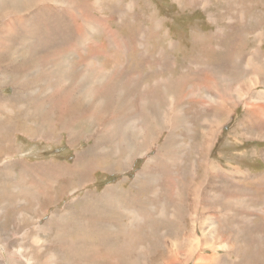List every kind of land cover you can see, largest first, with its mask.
<instances>
[{
  "label": "rangeland",
  "instance_id": "rangeland-1",
  "mask_svg": "<svg viewBox=\"0 0 264 264\" xmlns=\"http://www.w3.org/2000/svg\"><path fill=\"white\" fill-rule=\"evenodd\" d=\"M59 1L46 0L42 5L31 2L21 7L20 9L24 10L21 13L23 15H17L16 18L21 17L23 21L17 22V26L5 25V22L10 20L3 19L0 15V73L7 72L5 78L0 74V84H2L0 99L6 101L7 104L10 97L17 96L15 102L6 105L5 114H2L7 118L5 124L7 126L13 124L18 130L28 128L35 132L42 130L46 137L49 135L55 138L54 141L39 142L35 136L33 138L19 136L17 147L15 146L16 155L8 161L9 165L3 166L2 160L0 161V170L3 169L4 174L8 171L17 173L20 169L37 164L40 171L43 172L45 169L48 172V167L43 165L49 163L51 166L55 165L53 175L44 176L40 183H36L37 185L32 184L33 177L24 180L21 201L28 202V204L23 210H15L13 207L17 202V193H13V186L17 185L20 179L16 176L12 179L6 177L8 185H5V189L4 185L0 186V198H2L0 199V221L4 223V226L0 228V264H46V257L49 264H264V157H262L264 140L252 137L257 132H264V110L262 111L264 73L260 81L258 83L256 81L255 84L257 80L254 78L255 71L253 67L248 69L246 65L249 59L253 60L254 50L259 49L260 58H264V0H195L196 3L193 6L191 3L188 4L190 0H99L98 3L91 0L87 1L90 11L86 10L87 6L85 9L77 1ZM82 1L81 4H84L85 0ZM200 1H203V4ZM18 9L15 4L4 7L7 13L16 12ZM92 9L93 15L91 14ZM84 14L86 21L80 31L82 27L80 17ZM3 27L6 29L4 30ZM168 54L171 56L169 57ZM259 61L258 58L256 62ZM9 63L14 67L10 68ZM16 72L20 79L28 78L27 81H23L26 87L22 90L25 100L20 98L18 89L13 86L14 82H17ZM165 79H171L176 87L178 92L173 90L176 91L174 92V99L177 102L175 109L177 112L180 110L182 115L179 120L184 121L189 127L188 129L185 126L176 127V133L181 140V146L173 154L175 155L174 160L179 161L175 167L179 173L176 175L177 181L169 185L167 175L163 173L164 161L160 158L158 150L164 148L165 138L170 135L168 132H163L157 144L152 146L153 148L142 149L135 156L121 148V153L126 152V154L123 153L125 157L134 159L133 168H129L128 171L122 168L116 173L112 170L113 166L111 168V165H108L107 169L110 173L100 169L89 180L93 179V181L85 184V189L79 188L77 180L69 175L71 172L65 167L75 165L77 153L91 154L96 147L92 141L88 140L82 141L81 144L77 143L76 146H70L66 142L65 135L58 137L59 132L55 136L51 132L69 129L68 131L80 132L84 138L96 127V124L85 120L88 117L83 119L86 112H92L93 106L91 105L100 104L106 107L112 105L109 98H121L120 101L125 110L115 111L113 119L116 116L119 119L108 122V129L111 130L105 137L106 148L103 151L107 154L115 147L120 149L122 143L134 147L138 142L136 133L139 132L137 122L140 119V121L148 122L147 125H150L149 123L154 125L148 121L149 115L157 116L155 118L157 126L163 125L164 120H166V125L168 121L171 120V123L173 121V111L171 112L170 109L174 107V104H170L169 97H164L169 93L161 86ZM242 79L244 80L239 83ZM222 80L226 81V86ZM61 83L63 84L62 89L68 88L65 93L72 94L74 92L71 89H75L79 94V104L76 105L78 107L73 108L69 114H64L61 119L57 117L55 120L56 122L60 120L63 128L52 125L49 127L46 124L43 126V121L39 120L38 116L31 118L30 125L19 124L25 118L26 111L18 109V106L34 108L30 111L39 110L37 102L46 100L50 94L53 95L52 91L48 94L45 92L47 87H53L56 94ZM222 86L229 91V96L225 100L221 96V93H224L220 91ZM86 94L88 97H85ZM140 95L144 97L141 98ZM87 100L90 101L88 104L85 103ZM52 102L55 107V102L60 101L55 99ZM141 103L142 106H140ZM200 105H205L206 108L216 105V109L207 111L208 116L218 115L217 105L225 108L224 115L220 116L216 122L220 127L217 128L216 124H212V130L215 131L213 135L210 132L213 142L207 160V164L218 168V174L221 177L219 185L226 186L223 191L225 192L224 199L227 200L231 188L236 194L232 200L228 201L231 206L223 207L225 210H219L215 201L211 202L214 210L202 209V204L209 201L204 187L199 199L191 195L189 191L186 194V188L189 185L193 188L199 182V177L204 175L202 158L198 154L208 128ZM143 107L145 111L142 110ZM8 110L14 112L15 115L11 117V112ZM256 114L261 115L263 123L259 122ZM106 128L107 126H103L101 129ZM41 134H36V136L40 138ZM172 142L170 143L173 144ZM45 143L46 145H43ZM59 165H63L64 168L58 167ZM155 165H157L156 172L153 169ZM235 169L243 170L244 176L247 177L243 178L244 176ZM3 170L1 175H3ZM121 172L123 173L119 174ZM143 172H145V177L142 184L145 186L155 177L157 178L156 186H170L169 190L162 191V198L150 197L148 193H143L141 197L138 196L142 204L143 201L145 204L150 203L148 206L143 205V210L121 204L117 199L120 195V201L124 202L135 195L116 193L113 201L117 202L122 209L124 208V211L96 210L101 215L102 233L95 234L92 229L89 235L84 236L76 226L77 234L61 233L56 230H53L54 234L40 233L41 228L45 231L48 222L57 224L55 215L66 209L70 202L80 201L87 192L102 193L108 186L116 184L117 187L124 189ZM230 172L234 174L233 177H230ZM14 179L18 181L14 183ZM170 179L174 180V177ZM53 187L59 188L60 191H64L65 188L67 196L58 198L56 203L46 201L45 195H48L46 194L48 191L49 195L50 192L55 191ZM43 188L48 191L45 192ZM164 197L169 200L170 207L164 206ZM221 201V198L218 199L219 203ZM66 222L69 223L68 225L72 224L71 220L67 219ZM54 229H57L56 225ZM57 233L58 237L63 236L66 240L64 245L52 241V237H56ZM32 240L40 244H32ZM103 240H106L107 244L99 248ZM52 244H57L59 249L51 251ZM42 245L45 246V252L34 251L33 248L42 247Z\"/></svg>",
  "mask_w": 264,
  "mask_h": 264
},
{
  "label": "bare ground",
  "instance_id": "bare-ground-1",
  "mask_svg": "<svg viewBox=\"0 0 264 264\" xmlns=\"http://www.w3.org/2000/svg\"><path fill=\"white\" fill-rule=\"evenodd\" d=\"M45 1L46 0H0V15H1V17L3 18V19H7V20H10V21H8L7 23L5 22V25H16V24H18L17 22H20V21H23L22 19L23 18H21V17H17L16 18V16L17 15H23V14H21L22 12H24V10H22V9H20L21 7H23V6H27V5H29V4H31V2H33L34 4H36V5H42L43 3H45ZM56 1V0H55ZM59 1V0H58ZM72 2H74V1H77V3L78 4H80L81 6H83L85 9H86V6H87V9L86 10H88V11H90L89 9H90V6H89V4L87 3V1H91V0H85L84 2V4H81L83 1L82 0H71ZM98 1L99 0H95V2L96 3H98ZM144 1V0H143ZM147 1V0H146ZM158 1V0H157ZM172 1V0H171ZM60 2V1H59ZM138 2V1H137ZM155 2V1H154ZM69 3V2H68ZM139 3V2H138ZM173 3V2H172ZM182 3V2H181ZM189 3H191L192 5L191 6H193L195 3H196V1L195 0H190V2H188V4ZM200 3L201 4H203V1H200ZM12 4H15L16 6H18V10L15 12V11H12V12H9V13H7V11L6 10H4V7H6L7 5H12ZM88 4V5H87ZM101 4V3H100ZM228 4V3H227ZM245 4V3H244ZM46 5V4H45ZM94 5V4H93ZM98 5V4H97ZM135 5H136V2H135ZM248 5V4H247ZM66 6V5H65ZM107 6V5H106ZM132 6H134V5H132ZM185 6V5H184ZM227 6V5H226ZM230 6V5H229ZM43 7H45V6H43ZM48 7V6H47ZM156 7V6H155ZM59 8V7H58ZM73 8V7H72ZM72 8H71V10H72ZM106 8V7H105ZM185 9H186V6L184 7ZM188 8V7H187ZM35 9V8H34ZM56 9V8H55ZM104 9V8H103ZM180 9V8H179ZM189 9H192V8H189ZM256 9V8H255ZM51 10V9H50ZM61 10V9H60ZM70 10V11H71ZM182 10V9H181ZM187 10V9H186ZM194 10H196V9H194ZM202 10H204V9H202ZM44 11V10H43ZM161 11V10H160ZM219 11V10H218ZM42 12V11H41ZM40 12V13H41ZM47 12V11H46ZM69 12V11H68ZM92 12H93V9L91 10V14H92ZM230 12V11H229ZM240 12V11H239ZM34 13V12H33ZM49 13V12H48ZM59 13V12H58ZM64 13V12H63ZM62 13V14H63ZM67 13V12H66ZM252 13V12H251ZM50 14V13H49ZM59 14H61V13H59ZM86 14H88V13H86ZM229 14V13H228ZM75 15V14H74ZM93 15V14H92ZM162 15V14H161ZM224 15V14H223ZM32 16V15H31ZM64 16V15H63ZM77 16V15H76ZM81 16V15H80ZM79 16V17H80ZM212 16V15H211ZM65 17V16H64ZM89 17H90V15H89ZM89 17H88V19H89ZM223 17V16H222ZM225 17V16H224ZM242 17V16H241ZM57 18V17H56ZM85 14L83 15V17H80V20H81V22H82V24H81V26L82 27H80V31H82L81 30V28L83 29V25H84V21H86L85 19ZM167 18V17H166ZM231 18V17H230ZM58 19V18H57ZM68 19V18H67ZM169 19V18H168ZM239 19V18H238ZM12 20V21H11ZM31 20V19H30ZM45 20V19H44ZM14 21V22H13ZM69 21V20H68ZM71 21V20H70ZM77 20H75V22H76ZM16 22V23H15ZM67 22V21H66ZM241 22V21H240ZM40 23V22H39ZM45 23V22H44ZM29 23H27V25H28ZM76 24V23H75ZM195 24V23H194ZM20 25V24H19ZM35 25V24H34ZM34 25H33V27H34ZM41 25V24H40ZM73 25V24H72ZM193 25V24H192ZM17 26V25H16ZM54 26V25H53ZM64 26V25H63ZM71 26V25H70ZM78 26V25H77ZM194 26V25H193ZM1 27V26H0ZM8 27V26H7ZM32 27V26H31ZM46 27V26H45ZM75 27H76V25H75ZM4 28V30L6 29L5 27H3ZM13 28V27H12ZM33 29V28H32ZM31 29V30H32ZM67 29V28H66ZM76 29V28H75ZM21 30H23V29H21ZM35 30V29H34ZM34 30H32V31H34ZM74 30V29H73ZM76 30H78V29H76ZM75 30V31H76ZM157 30V29H156ZM24 32H25V30H23ZM40 31V30H39ZM155 31V30H154ZM166 31V30H165ZM3 32V31H2ZM18 32V31H17ZM42 32V31H41ZM50 32V31H49ZM108 32H110V31H108ZM19 33V32H18ZM30 33V32H29ZM36 33V32H35ZM53 33V32H52ZM78 33V32H77ZM158 33V32H157ZM176 33V32H175ZM2 34V33H1ZM22 34V33H21ZM20 34V35H21ZM43 34V33H42ZM46 34V33H45ZM81 35V34H80ZM158 35V34H157ZM163 35H164V33H163ZM73 36H75L74 34H73ZM78 36V35H77ZM93 36V35H92ZM96 36V35H95ZM173 36V35H172ZM20 37H22V36H20ZM27 37V36H26ZM79 37V36H78ZM159 37V36H158ZM174 37V36H173ZM4 38V37H3ZM80 38V37H79ZM87 38V37H86ZM165 38V37H164ZM163 38V39H164ZM22 39V38H21ZM77 39V38H76ZM158 39V38H157ZM17 40V39H16ZM35 40V39H34ZM47 40V39H46ZM48 40H49V37H48ZM87 40V39H86ZM210 40V39H209ZM0 42H1V40H0ZM4 42V41H3ZM16 42V41H15ZM19 42V41H18ZM26 42V41H25ZM44 42V41H43ZM69 42V41H68ZM21 43V42H20ZM23 43V42H22ZM28 43V42H27ZM45 43H47V42H45ZM8 44V43H7ZM57 44V43H56ZM69 44V43H68ZM101 44V43H100ZM115 44V43H114ZM113 44V45H114ZM2 45H4L3 43H2ZM43 45H44V43H43ZM112 45V44H111ZM144 45V44H143ZM18 46V45H17ZM21 46V45H20ZM60 46V45H59ZM64 46V45H63ZM62 46V47H63ZM101 46V45H100ZM2 47V46H1ZM4 47H5V45H4ZM39 47H41L40 45H39ZM53 46H51V48H52ZM113 47V46H112ZM151 48V47H150ZM2 49H4V48H2ZM177 49V48H176ZM192 49H194V48H192ZM75 50V49H74ZM3 51V50H2ZM5 51V50H4ZM52 51V50H51ZM59 51H60V49H59ZM166 51H167V49H166ZM192 51V50H191ZM6 52V51H5ZM8 52V51H7ZM18 52V51H17ZM21 52H22V50H21ZM24 52V51H23ZM61 52V51H60ZM127 52V51H126ZM159 52V51H158ZM168 52V51H167ZM16 53V52H15ZM19 53V52H18ZM17 53V54H18ZM53 53V52H52ZM72 53V52H71ZM163 53H164V51H163ZM172 53H174V52H172ZM260 51H259V49H257V50H254L253 52H252V54L254 55L253 56V60L251 61V59H249L248 60V62H247V68L248 69H250V68H252L253 67V70L255 71V74H254V78H256L257 80H255V84H256V81H257V83L260 81V79H261V76H263V73H264V58L263 59H261L260 58ZM11 54V53H10ZM57 54V53H56ZM158 54V53H157ZM167 54V53H166ZM187 54V53H186ZM23 55V54H22ZM49 55V54H48ZM61 55V54H60ZM169 55V54H168ZM167 55V56H168ZM183 55V54H182ZM6 56H7V54H6ZM26 56V55H25ZM28 56H29V54H28ZM54 56V55H53ZM162 56V55H161ZM171 55H169V57H170ZM1 57V56H0ZM4 57V56H3ZM15 57V56H14ZM21 57V56H20ZM32 57V56H31ZM31 57H29V58H31ZM61 57V56H60ZM181 57V56H180ZM187 57V56H186ZM16 58H17V56H16ZM15 58V59H16ZM24 58V57H23ZM27 58V57H26ZM33 58V57H32ZM178 58V57H177ZM183 58V57H182ZM260 59V61L259 62H256V60L257 59ZM59 59V58H58ZM187 59V58H186ZM7 60V59H6ZM10 60H12V58H10ZM43 60V59H42ZM92 60V59H91ZM160 60V59H159ZM179 60V59H178ZM5 61V60H4ZM18 61V60H17ZM166 61V60H165ZM3 62V61H2ZM158 62V61H157ZM164 62V61H163ZM186 62V61H185ZM50 63H51V61H50ZM49 63V64H50ZM171 63V62H170ZM7 64V63H6ZM92 64V63H91ZM180 64V63H179ZM178 64V65H179ZM17 65V64H16ZM28 65V64H27ZM172 65V64H171ZM183 65V64H182ZM187 65V64H186ZM8 66L10 67V68H12L11 66H13L14 67V65H11L10 63L8 64ZM88 66H89V64H88ZM154 66V65H153ZM19 66H17V68H18ZM37 67H38V65H37ZM92 67V66H91ZM183 67V66H182ZM181 67V68H182ZM185 67V66H184ZM16 68V69H17ZM53 68V67H52ZM51 68V69H52ZM185 68H187V67H185ZM14 69V68H13ZM23 69V68H22ZM35 69V68H34ZM49 69V68H48ZM89 69V68H88ZM6 70H8V71H11V70H9V68H6ZM31 70V69H30ZM182 70V69H181ZM190 70V69H189ZM245 70V69H244ZM29 71V70H28ZM43 71V70H42ZM113 71V70H112ZM171 71V70H170ZM173 71H175V70H173ZM25 72V71H24ZM27 73H29V72H27ZM40 73V72H39ZM158 73V72H157ZM163 73V72H162ZM0 74H2L3 76H4V78L7 76V72L6 71H2ZM32 74V73H31ZM169 74V73H168ZM242 74H244V73H242ZM14 75V74H13ZM16 80H17V82L15 81L14 82V85L13 86H15V88L16 89H18V91H19V94L21 95L20 96V98L21 99H23L24 98V100H25V97L23 96L24 95V93L22 92V90H25V86H24V83H23V81H27L28 80V78H26V80H25V78H21L20 79V76H19V74L16 72ZM26 75V74H25ZM181 75V74H180ZM186 75V74H185ZM2 76V77H3ZM49 76V75H48ZM156 76V75H155ZM159 76V75H158ZM234 76V75H233ZM232 76V77H233ZM239 76H241V75H239ZM238 76V77H239ZM243 76V75H242ZM34 77V76H33ZM39 77V76H38ZM163 77V76H162ZM175 77V76H174ZM182 77V76H181ZM237 77V78H238ZM60 78V77H59ZM157 78V77H156ZM185 78V77H184ZM231 78V77H230ZM1 79V78H0ZM30 79H31V77H30ZM40 79V78H39ZM182 79V78H181ZM9 80V79H8ZM33 80V79H32ZM49 80V79H48ZM51 80H52V78H51ZM56 80V79H55ZM54 80V81H55ZM153 80V79H152ZM156 80V79H155ZM161 80V79H160ZM178 80V79H177ZM185 80V79H184ZM183 80V81H184ZM244 79H242L241 81H239V83L240 82H242ZM253 80V79H252ZM45 81V80H44ZM62 81V80H61ZM159 81V80H158ZM180 81V80H179ZM207 81V80H206ZM29 82V81H28ZM43 82V81H42ZM52 82V81H51ZM155 82V81H154ZM222 82H224L223 80H222ZM27 83V82H26ZM37 83V82H36ZM50 83V82H49ZM62 83H64V82H62ZM61 83V85H60V87H59V90H58V93H54V90H53V87H50V88H48L47 87V90H45V92L48 94V92H50V91H52V92H50V93H52L53 95H51L50 93V95H48L47 97L46 96H44V97H46V100H41V101H38L37 102V104H38V106L40 107V109L39 110H36V111H30V110H32V109H34V108H23L21 105L20 106H18V109H20V110H22V111H26V114H25V118L22 120V121H20V123L19 124H21V125H30L31 123H30V121H31V118L32 117H34V116H38V119L39 120H42L43 121V126L46 124L47 126H49L50 127V125H52V126H54V127H57V126H61V121L60 120H58L57 122L55 121L56 120V118L57 117H59L60 119L63 117V115L64 114H69L72 110H73V108H75V107H78V106H76V105H78L79 104V94H78V92H76V90L75 89H71L74 93H65V91L68 89H62L61 88V86L63 85ZM71 83V82H70ZM75 83V82H74ZM160 83V82H159ZM185 83V82H184ZM28 84V83H27ZM31 84V83H30ZM178 84H180L179 82H178ZM224 84H225V86H226V81L224 82ZM2 84H0V86H1ZM33 85V84H32ZM34 85H36L35 83H34ZM38 85V84H37ZM39 85H41V84H39ZM66 85H68V84H66ZM70 85V84H69ZM68 85V86H69ZM252 85V84H251ZM6 86V85H5ZM42 86V85H41ZM50 86V85H49ZM80 86V85H79ZM148 86V85H147ZM159 86V85H158ZM162 87H163V89L164 90H166L168 93H169V95L168 96H164V94H163V96L164 97H169V99L168 100H171V105H173L174 104V107H171V112L173 111V121H172V123L170 122V121H168V119H167V125H166V120H164L165 122L163 123V125H161V126H157L156 124H155V118L157 117V116H153L152 114H150L149 115V120L148 121H150V122H152V123H154V125H152L151 123H149L150 125H147L148 124V122H145L144 120H142V121H138L137 122V125H138V127H139V132L138 133H136V136L138 135V142H136V144H135V146L133 147V146H128V145H126V144H124V143H122V144H120V149H119V147L117 148V147H115L113 150H111V152H109V153H104L105 151H103L106 147H105V137L107 136V135H109V133H110V130L111 129H108V122L110 121V120H117V119H119V117L118 116H116L115 117V119H113L114 117H113V113L115 112V111H117V110H119L120 112H122L123 110H125L124 109V107H123V104H122V101H120L121 100V98H118V99H114V98H109V99H111V102H112V105H107L106 107L105 106H103V105H100V104H92L91 106H93V110H92V112L91 113H88V112H86V114L84 115V117H83V119H85V118H87V119H85V120H87V121H90V122H92V123H94V124H96V127H95V129L93 130V131H89V134L88 135H86V137H82L81 136V134H80V132H73V131H68L67 129H64L63 131H61V130H56V132H51L54 136L55 135H58V137H62V136H64L65 135V137H66V142H68V144L70 145V146H76V144L77 143H79V144H81V142L82 141H84V140H88V141H92L93 143H94V146L96 147V150H94V152L93 153H91V154H86V153H84V154H80V153H77V155H76V161H75V165L73 166V167H65L69 172H71V174H69L70 176H73V178L75 179V180H77V182H78V186H79V188H81V189H85V184H88V182H92L93 181V179H91V181H89L90 180V178L91 177H93L96 173H98L99 172V170L101 169L103 172L105 171V172H108V173H110V171H109V169H107L108 168V165L112 168V166H113V168H112V170L115 172L116 171V173H118L122 168H123V170L125 171H128L129 170V168H133L134 167V159H132L131 157H125L124 156V154H126V152H123V153H121V148H123L125 151H127V152H129L130 153V155H136L140 150H142V149H145V150H148V149H151V148H153L152 146L154 145H156L157 144V142H158V139H159V137H160V135L163 133V132H168V133H170V135H168L167 136V138H165L166 139V143H164V148L163 149H160V150H158V153H159V155H160V158H162V160L164 161L163 162V173L164 174H166L167 175V179H168V184L169 185H173L176 181H177V174H179L177 171H176V168L175 167H177V163L179 162V161H175L174 160V156H173V154L174 153H176L177 151V149H178V147L179 146H181L180 144V136H178L177 135V133H176V127L177 126H185L186 127V129H188L189 127L188 126H186L185 125V122L184 121H182V120H179V118H181L182 117V115H181V113L179 112L180 110H178V112H177V110L175 109V107H176V103L177 102H175V99H174V96H175V93L174 92H176L177 91V89H175L176 87L173 85V83H172V80L171 79H165L164 80V82H163V84L161 85ZM200 86V85H199ZM38 87V86H37ZM57 87V86H56ZM74 87V86H73ZM155 87V86H154ZM28 88V87H27ZM145 88V87H144ZM0 89H1V87H0ZM13 89V88H12ZM31 89V88H30ZM30 89H28V90H30ZM38 89V88H37ZM41 89V88H40ZM78 89V88H77ZM81 89V88H80ZM182 89V88H181ZM70 90V89H69ZM89 90V89H88ZM153 90H155V89H153ZM159 90V89H158ZM161 90V89H160ZM173 90H176V91H173ZM179 90V89H178ZM188 90V89H187ZM241 90V89H240ZM39 91V90H38ZM79 91V90H78ZM220 91H223L224 93H221V96L224 98V100L226 99V98H228V96H229V91L224 87V86H222V88H220ZM242 91V90H241ZM15 92V91H14ZM43 92V91H42ZM142 92V91H141ZM157 92V91H156ZM155 92V93H156ZM165 92V91H164ZM178 92V91H177ZM249 92H250V90H249ZM39 93V92H38ZM84 93H86V92H84ZM89 93V92H88ZM93 93V92H92ZM146 93V92H145ZM181 93H183V92H181ZM40 94H41V92H40ZM68 94V95H67ZM138 94H140V93H138ZM144 94V93H143ZM148 94V93H147ZM149 94H150V92H149ZM162 94V93H161ZM166 94V93H165ZM10 95V94H9ZM35 95V94H34ZM33 95V96H34ZM42 95V94H41ZM60 95V96H59ZM142 95V94H141ZM140 95V96H141ZM179 95V94H178ZM190 95V94H189ZM193 95V94H192ZM209 95H211V94H209ZM0 96H2V95H0ZM57 96H59L58 98H57ZM97 96H99V95H97ZM156 96V95H155ZM191 96V95H190ZM5 97V96H4ZM15 97H17V96H15ZM15 97H10V99L9 100H7L10 104L14 101H16V98ZM40 97V96H39ZM85 97H88V94H86L85 95ZM143 97H144V95H143ZM142 96H141V98H143ZM150 97V96H149ZM151 97H152V95H151ZM150 97V98H151ZM160 97V96H159ZM1 98V97H0ZM133 98V97H132ZM182 98V97H181ZM217 98V97H216ZM215 98V99H216ZM4 99V98H3ZM41 99H42V97H41ZM55 99L58 101H60V102H55V107H54V104H53V102L52 101H55ZM89 99V98H88ZM1 100V102H0V161L2 162V165L4 166V165H9V163L10 162H8V161H10L15 155H16V149H15V146L17 145V140H18V137L19 136H22L23 135V137H25V138H33L34 136H35V138L36 139H39V142L41 141H44V142H50V141H54L55 140V138H53V137H49V135H47L48 137H46L45 136V133H42L43 131L42 130H38V132H35V131H33V129H31V128H28V129H26V130H24V129H20V130H18L17 128H16V126L15 125H10V126H7L6 124H5V120L7 119L6 118V116H4V115H2V114H5V111H6V105L7 104H9V103H7L6 104V101H3L2 99H0ZM39 100V99H38ZM90 100V99H89ZM89 100H87V101H85V103H89L90 101ZM142 101H144V100H142ZM146 101H148V100H146ZM165 101V100H164ZM189 101H190V99H189ZM212 101V100H211ZM24 102V101H23ZM30 102V101H29ZM149 103V102H148ZM213 103V102H212ZM221 103H223V101L221 102ZM221 103H219V104H221ZM35 104V103H34ZM179 104H181V103H179ZM218 104V103H217ZM159 105H160V103H159ZM162 105V104H161ZM164 106H167L166 104H163ZM188 105V104H187ZM35 106V105H34ZM52 106H53V109H52ZM86 106V105H85ZM140 106H142V103H141V105ZM147 106V105H146ZM37 107V106H36ZM36 107H35V109H36ZM170 107V106H169ZM181 107H182V105H181ZM180 107V108H181ZM200 107L202 108V113H203V115H205V117H206V120H207V122H206V126H207V130H206V132H205V134H204V137L205 138H203L202 139V142H201V145H200V147H199V154H198V156L199 157H201L202 158V165H203V168H202V170L204 171L203 173H204V175H203V177H199L200 179H199V182L197 183V184H195V186L192 188L191 187V185H189V187L188 188H186V194H187V192L189 191V193H191V195H194V196H196L197 197V199H199V197H200V193L202 192V188L204 187V191L206 192V194H208V199H209V201L205 204V202H204V204H202V209L203 210H214L215 208H214V206H213V204L211 203L212 201H215V202H217V204H218V206H217V208H219V210H225L224 208H228V207H230L231 205H229V203H228V201L229 200H232V198H233V196L234 195H236V194H234L233 193V189L231 188V191H230V193H229V196L227 197V200H225L224 199V197H225V192H223L224 191V189H226V186L224 185V184H221V185H219L220 183V181H221V177L219 176V174H218V168H215V167H213V166H211V165H209V164H207V160L209 159L208 158V155H209V153H210V151H211V147H212V142H213V134H214V131L212 130L213 129V125L212 124H216V122L220 119V116H222V115H224V111H225V108H224V106H221V105H217V113H218V115H211V116H208L207 115V111L209 110V109H216V105H214V106H212V107H209V108H206L205 107V105H203V106H201L200 105ZM17 108V107H16ZM89 108V107H88ZM147 108V107H146ZM153 108H155V106L153 107ZM161 108H163L162 106H161ZM160 108V109H161ZM183 108V107H182ZM159 109V110H160ZM126 110H128V109H126ZM130 110H131V108H130ZM134 110L136 111V109L134 108ZM142 110H144L145 111V108L143 107L142 108ZM264 110V106L262 105V111ZM9 111V110H8ZM37 111H39V112H37ZM182 111V110H181ZM9 112H11V111H9ZM57 112V114H55ZM133 112V111H132ZM151 113V112H150ZM167 113V112H166ZM15 114H14V112H11V114H10V116L12 117V116H14ZM56 115H58V116H56ZM117 115V114H116ZM257 115V119L259 120V122L260 123H263V118L261 117V115H259V114H256ZM71 116V115H70ZM16 117V116H15ZM20 117V116H19ZM120 117H122V115H120ZM165 117V116H164ZM16 118H18V117H16ZM112 118V119H111ZM135 118V117H134ZM143 118V117H142ZM166 118V117H165ZM65 119V118H64ZM74 120V119H73ZM72 120V121H73ZM133 120V119H132ZM130 121V120H129ZM203 121H204V119H203ZM33 122V121H32ZM163 122V121H162ZM13 123H15V122H13ZM73 123V122H72ZM87 123V122H86ZM159 123V122H158ZM40 123H38V125H39ZM66 124V123H65ZM68 124V123H67ZM77 124V123H76ZM88 124H89V122H88ZM162 124V123H161ZM226 124V123H225ZM41 125V124H40ZM192 125V124H191ZM190 125V126H191ZM205 125V124H204ZM217 125V128H219L220 126H218V124H216ZM51 126V127H52ZM69 126V125H68ZM103 126H107V128L106 129H101ZM126 126H127V124H126ZM126 126H125V128H126ZM35 127V126H34ZM62 127V126H61ZM63 128V127H62ZM180 128V127H179ZM114 129V128H113ZM203 129V128H202ZM127 130V129H126ZM133 130H135V129H133ZM152 130V131H151ZM131 131V130H130ZM137 131V130H136ZM185 131V130H184ZM189 132H190V130H188ZM200 131V130H199ZM198 131V132H199ZM220 131V130H219ZM222 131V130H221ZM59 132V133H58ZM125 132V131H124ZM135 132V131H134ZM210 132L212 133V135H210ZM42 133V134H41ZM58 133V134H57ZM131 133V136H132V132H130ZM218 133V132H217ZM36 134L37 135H40L41 134V136H40V138H38L37 136H36ZM128 134V133H127ZM171 134H172V136H171ZM181 134H183V133H181ZM187 134V133H186ZM190 134V133H189ZM201 134V133H200ZM203 134V133H202ZM84 136V135H83ZM130 136V137H131ZM249 136V135H248ZM129 137V138H130ZM217 137V136H216ZM252 137H255V138H259V139H262V140H264V132H257V134H255V135H253ZM135 138V137H134ZM109 139V138H108ZM128 139V138H127ZM172 139H173V142H172ZM201 139V138H200ZM184 140V139H183ZM38 141V140H37ZM201 141V140H200ZM36 142V141H35ZM170 142H172L173 144H171ZM175 142V143H174ZM190 142V141H189ZM37 143V142H36ZM120 143V142H119ZM215 143V142H214ZM226 143H227V141H226ZM67 144V143H66ZM87 144V143H86ZM43 145H46V143L45 144H43ZM88 145V144H87ZM117 145V144H116ZM80 146V145H79ZM86 146V145H85ZM17 147V146H16ZM90 147V146H89ZM88 147V148H89ZM133 147V148H132ZM162 147V146H161ZM231 147V146H230ZM38 148V147H37ZM43 148V147H42ZM69 148V147H68ZM67 148V149H68ZM94 148V147H93ZM92 148V149H93ZM18 149V148H17ZM84 149V148H83ZM110 149H112V148H110ZM221 149V148H220ZM37 150V149H36ZM77 150V149H76ZM80 150V149H79ZM20 151V150H19ZM63 151V150H62ZM75 151V150H74ZM83 151V150H82ZM92 151V150H91ZM18 152V151H17ZM103 152V153H102ZM107 152V151H106ZM32 153V152H31ZM179 153V152H178ZM194 153V152H193ZM34 154V153H33ZM52 154V153H51ZM56 154V153H55ZM139 154V153H138ZM67 155V154H66ZM65 155V156H66ZM74 155V154H73ZM159 155H158V157H159ZM187 155V154H186ZM219 155V154H218ZM184 156V155H183ZM193 156H195V155H193ZM262 156V155H261ZM42 157V156H41ZM138 157V156H137ZM180 157V156H179ZM186 157H188V156H186ZM262 157H264V154H263V156ZM44 158V157H43ZM63 158V157H62ZM103 158V159H102ZM151 158V157H150ZM149 158V159H150ZM197 158V157H196ZM30 159V158H29ZM64 159V158H63ZM66 159V158H65ZM110 159V160H109ZM263 159V158H262ZM44 160V159H43ZM68 160V159H67ZM72 160V159H71ZM73 160H75V159H73ZM154 160V159H153ZM179 160V159H178ZM186 160V159H185ZM191 160V159H190ZM48 161V160H47ZM98 161V162H97ZM116 161H118V162H116ZM136 161V160H135ZM149 161H151V160H149ZM173 161V162H172ZM198 161V160H197ZM19 162V160L16 162V164ZM72 162V161H71ZM96 162H97V164H96ZM162 162V161H161ZM42 163V162H41ZM187 163V162H186ZM192 163V162H191ZM197 163H199V162H197ZM15 164V165H16ZM26 164V163H25ZM24 164V165H25ZM45 164V163H44ZM50 164V163H49ZM49 164H45V165H43V166H47L48 168H47V170H48V172L47 171H45V169L43 170V172L42 171H40L39 169V167H38V164L37 165H32L31 167H28V168H26V169H24L23 167V169L21 170H18L19 172H17V173H14V172H12V171H8V172H6V174H4V170H3V175H1V171L2 170H0V186L1 185H4L3 187H4V189L6 188L5 187V185L8 183V181H7V178L6 177H11V179L14 177V176H16L17 178H19L20 179V181H19V183L17 184V185H15V186H13L14 187V192L13 193H17V202H15V204L16 205H13V207H14V209L15 210H23L24 209V207L28 204V202H24V201H21V194H22V190L24 189V186H23V182H24V180H26V178H28V177H33V179H32V184L33 185H37L36 183H40V181H41V178H43L44 176H46V175H53L52 174V172L54 171V169H55V165L54 166H51V165H49ZM52 164V163H51ZM172 164H173V166H172ZM180 164V163H179ZM1 165V164H0ZM13 165V164H12ZM23 165V164H22ZM73 165V164H72ZM186 165V164H185ZM192 165V164H191ZM107 166V167H106ZM58 167H60V168H64V166L63 165H59ZM106 167V168H105ZM182 167V166H181ZM5 168H6V166H5ZM10 168V167H9ZM12 168V167H11ZM156 168H157V165H155V166H153V169H154V172H156ZM175 168V169H174ZM198 168V167H197ZM229 168H231V167H229ZM14 169V168H13ZM179 169H181V168H179ZM234 169V168H233ZM111 170V169H110ZM111 170V171H112ZM186 170V169H185ZM184 170V171H185ZM14 171V170H13ZM131 171V170H130ZM194 171V170H193ZM235 171H238V173H240L242 176H244V172H243V170L242 171H240V169H235ZM45 172H46V174H45ZM113 172V173H114ZM199 172V171H198ZM56 173V172H55ZM123 172H121V173H119V174H122ZM125 173V172H124ZM144 173L145 172H143L142 174H139V175H137L136 176V178H135V180L133 181V183H131L129 186H127L126 188H124V189H121L119 186L117 187L116 185L115 186H108L102 193H99L98 191H96L95 192V194L93 193H90V192H87L86 193V195L81 199L80 197V201L79 200H76L74 203H73V201L72 202H70V204L66 207V209H63V210H123L122 209V207L117 203V202H115V201H113V198H114V195L116 194V193H118V194H124V195H126V194H128V196H130L129 194H132V195H135V196H132V199L130 198V199H128V200H126V201H124V202H122V201H120V195L119 196H117V199H118V201L121 203V204H124V205H126V206H130V207H135V208H140L141 210H143V205H150V203L149 204H145V202L143 201V204H142V201H141V199H138L137 197L139 196V197H141L142 196V194L143 193H148L149 195H150V197H153V198H156V197H160V198H162V191H164V190H169L170 189V186L168 185V187L166 186V185H163V186H161V187H158V186H156V177L154 178V180L151 182V183H149L148 185H144V184H142V180H143V178L145 177L144 176ZM181 173V172H180ZM202 173V172H201ZM66 173H64V175H65ZM115 174V173H114ZM67 175V174H66ZM154 175H155V173H154ZM185 175V174H184ZM183 175V176H184ZM201 175V174H200ZM229 175H230V177H233L234 176V174H232V172H230L229 173ZM47 177V176H46ZM124 177V176H123ZM171 177H174V180H172V179H170ZM186 177V176H185ZM247 176H244L243 178H246ZM65 178V177H64ZM68 178V177H67ZM71 178V177H70ZM196 178H198V177H196ZM61 179H63L62 177H61ZM66 179V178H65ZM98 179V178H97ZM104 179V178H103ZM124 179V178H123ZM10 180V179H9ZM15 180V179H14ZM29 180V179H28ZM69 180V179H68ZM101 180V179H100ZM127 180V179H126ZM228 180V179H227ZM231 180V179H230ZM16 181H18V180H15L14 181V183L16 182ZM44 181H45V179H44ZM47 181V180H46ZM60 181V180H59ZM74 181V180H73ZM119 181V180H118ZM194 181V180H193ZM233 181V180H232ZM31 182V181H30ZM70 182V181H69ZM68 182V183H69ZM76 182V183H77ZM112 182H113V180H112ZM125 182V181H124ZM190 182H192V181H190ZM196 182V181H195ZM226 182V181H225ZM45 183V182H44ZM57 183V182H56ZM75 183V182H74ZM52 184H55V183H52ZM64 184V183H63ZM107 184V183H106ZM112 184V183H111ZM8 185V184H7ZM9 185H10V183H9ZM25 185V184H24ZM30 185V184H29ZM59 185V184H58ZM71 185V184H70ZM74 185V184H73ZM76 185V186H77ZM159 185V184H158ZM177 185V184H176ZM72 186V185H71ZM220 186V187H219ZM225 186V187H224ZM240 186V185H239ZM7 187H9V186H7ZM67 187V186H66ZM70 187V186H69ZM103 187V186H102ZM105 187V186H104ZM124 187V186H123ZM162 187H163V189H162ZM179 187V186H178ZM177 188V187H176ZM217 188H219V189H217ZM236 188V187H235ZM53 190H55V191H53V192H50L51 194L49 195V191L46 189H44L43 188V190L45 191V192H47L46 194H48V195H45L46 197H45V199H46V201H49L50 203H52V202H58V198H60V197H63V196H67L66 195V191H65V188H64V191H60V189L59 188H56V187H53L52 188ZM75 189H78V188H75ZM103 189V188H102ZM237 190H238V188H236ZM11 190V189H10ZM51 190V189H50ZM185 190V189H184ZM5 191V190H4ZM3 191V192H4ZM75 191V190H74ZM73 192V191H72ZM184 192V191H183ZM10 193V192H9ZM8 193V194H9ZM170 193V192H169ZM231 193H233L232 195H230ZM240 193V192H239ZM238 193V194H239ZM3 194V193H2ZM4 194H6V193H4ZM19 194H20V198H19ZM72 194V193H71ZM178 194V193H177ZM218 194H219V197H218ZM246 194V193H245ZM1 195V194H0ZM15 195V194H14ZM147 195V194H146ZM184 195H185V193H184ZM204 195V194H203ZM6 197H7V195H5ZM176 196V195H175ZM220 196H222V197H220ZM232 196V197H231ZM23 197V196H22ZM69 197V196H68ZM169 197V196H168ZM173 197V196H172ZM35 198V197H34ZM33 198V199H34ZM116 198V197H115ZM147 198V197H146ZM182 198V197H181ZM187 198V197H186ZM206 198V197H205ZM222 199V201H221V203H219L218 202V199ZM0 199H2V198H0ZM3 199H5L4 197H3ZM145 199V198H144ZM183 199V198H182ZM189 199V198H188ZM13 200V199H12ZM15 200V201H16ZM36 200H38V199H36ZM65 200V199H64ZM75 200V199H74ZM143 200V199H142ZM164 200H165V204H164V206H166V207H170V202H169V200L166 198V197H164ZM187 200V199H186ZM117 201V200H116ZM8 202V201H7ZM55 202V203H56ZM199 202V201H198ZM202 202V201H201ZM200 202V203H201ZM14 203V202H13ZM184 203V202H183ZM187 204H189L190 205V202L189 201H187ZM233 205V204H232ZM234 206V205H233ZM11 207V206H10ZM47 207V206H46ZM63 207V206H62ZM145 207V206H144ZM151 207V206H150ZM154 207V206H153ZM224 207V208H223ZM39 208V207H38ZM199 208V207H198ZM7 209V208H6ZM9 209V208H8ZM12 209V208H11ZM42 209V208H41ZM132 210V209H131ZM174 210V209H173ZM183 210V209H182ZM227 210H230V209H227ZM10 211V210H9ZM124 211V210H123ZM126 216H127V214H126ZM143 218V217H142ZM240 219V218H239ZM238 219V220H239ZM4 226V223H2L1 221H0V228H1V226ZM242 227V226H241ZM244 228V227H243ZM2 235V234H1ZM246 248V247H245ZM228 250H232V248H228ZM176 255V254H175ZM174 256V255H173ZM45 263L46 264H49V262H48V259L46 258V260H45Z\"/></svg>",
  "mask_w": 264,
  "mask_h": 264
},
{
  "label": "crops",
  "instance_id": "crops-1",
  "mask_svg": "<svg viewBox=\"0 0 264 264\" xmlns=\"http://www.w3.org/2000/svg\"><path fill=\"white\" fill-rule=\"evenodd\" d=\"M79 216L77 219H74V217ZM100 213L96 210H63L62 212L55 215L57 219V224L48 222L46 224L45 231L43 228H41L40 233L48 235V234H54L53 230H56L57 232H67V234H77V230L75 229V226L79 229L80 232H83V235H89L90 231L94 229V233H102V227L100 222ZM71 220L72 224L68 225L69 223L66 222V220ZM21 222V221H20ZM54 225L57 226V229H54ZM3 235V234H2ZM63 235V234H62ZM59 234H56V237H52V241H55L57 243L63 244L65 243V239L62 237H58ZM34 240H32V244H34ZM40 244V243H36ZM107 244L106 240H103L102 244L99 246V248L104 247ZM34 251L45 252V246L42 245V247L36 246L33 248ZM59 249L57 244H52L50 247V250H56ZM21 252V251H19ZM47 258V257H46Z\"/></svg>",
  "mask_w": 264,
  "mask_h": 264
}]
</instances>
